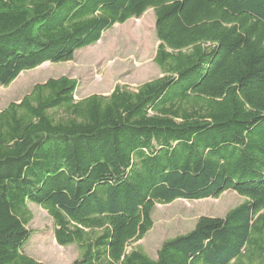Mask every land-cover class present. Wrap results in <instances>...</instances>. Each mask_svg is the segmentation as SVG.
Here are the masks:
<instances>
[{
    "label": "trees",
    "instance_id": "trees-1",
    "mask_svg": "<svg viewBox=\"0 0 264 264\" xmlns=\"http://www.w3.org/2000/svg\"><path fill=\"white\" fill-rule=\"evenodd\" d=\"M148 9L161 76L79 99L48 78L0 109V264H44L30 205L70 264H264V0H0V87ZM227 191L243 201L155 258L132 246L156 204Z\"/></svg>",
    "mask_w": 264,
    "mask_h": 264
},
{
    "label": "rangeland",
    "instance_id": "rangeland-1",
    "mask_svg": "<svg viewBox=\"0 0 264 264\" xmlns=\"http://www.w3.org/2000/svg\"><path fill=\"white\" fill-rule=\"evenodd\" d=\"M157 44L154 14L148 9L138 19L114 24L97 43L74 51L70 61L45 62L21 72L8 87H0V109L19 101L34 84L63 75L79 81L77 99L90 94L108 95L116 85L135 90L139 84L161 76L160 68L153 62ZM242 201L243 197L227 191L217 198L156 204L152 229L132 246L155 258L164 240L187 233L200 216L223 217ZM30 209L33 218L28 228L36 236L26 253L44 264H70L77 258L78 249L58 245L46 212L35 205H30Z\"/></svg>",
    "mask_w": 264,
    "mask_h": 264
}]
</instances>
